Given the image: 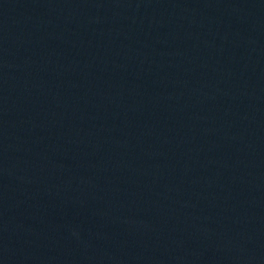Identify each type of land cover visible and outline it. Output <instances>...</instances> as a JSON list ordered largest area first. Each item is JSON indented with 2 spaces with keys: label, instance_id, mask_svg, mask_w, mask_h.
Listing matches in <instances>:
<instances>
[{
  "label": "water",
  "instance_id": "1",
  "mask_svg": "<svg viewBox=\"0 0 264 264\" xmlns=\"http://www.w3.org/2000/svg\"><path fill=\"white\" fill-rule=\"evenodd\" d=\"M0 145L188 264H264V0H0Z\"/></svg>",
  "mask_w": 264,
  "mask_h": 264
}]
</instances>
